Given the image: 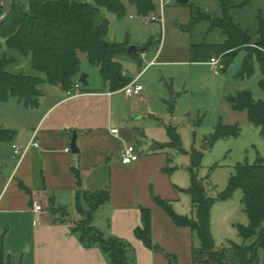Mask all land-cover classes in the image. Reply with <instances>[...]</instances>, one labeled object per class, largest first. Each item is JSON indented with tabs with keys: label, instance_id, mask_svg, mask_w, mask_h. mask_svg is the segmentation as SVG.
I'll return each instance as SVG.
<instances>
[{
	"label": "crops",
	"instance_id": "0c3cea01",
	"mask_svg": "<svg viewBox=\"0 0 264 264\" xmlns=\"http://www.w3.org/2000/svg\"><path fill=\"white\" fill-rule=\"evenodd\" d=\"M162 45L136 76L123 72L129 83L137 80L141 85L154 67L175 63L160 60ZM137 58L141 62L140 54ZM102 80L98 87L88 75L81 96L71 99L61 87L46 85L33 108L19 99L0 100V129L10 133L0 140V264H112L98 244L81 239V215L75 206L79 189L110 192V199L95 212L93 225L105 237L128 245L132 264H169L164 253L151 250L135 235L143 226L142 208L151 210L154 243L175 255L179 264H205L193 260L191 229L177 226L157 203V198L170 202L175 212L174 205L180 209L183 204L185 210L188 195L193 209L187 192L191 184L174 178L172 148H155L170 142L168 128H177L157 118L160 112L149 87L128 97L124 87L113 89ZM74 133L79 154L66 151ZM33 138L39 147H31L24 158L14 154L13 144L25 149ZM129 145L139 159L123 164L121 154ZM38 205L42 210L35 212ZM261 257L264 264V252Z\"/></svg>",
	"mask_w": 264,
	"mask_h": 264
},
{
	"label": "trees",
	"instance_id": "16d2710c",
	"mask_svg": "<svg viewBox=\"0 0 264 264\" xmlns=\"http://www.w3.org/2000/svg\"><path fill=\"white\" fill-rule=\"evenodd\" d=\"M222 16L212 17L197 10L191 16V22L182 29L190 28L207 19L210 29H220L226 37L222 44H191L192 62L207 63L214 57L226 58L224 68L238 51L245 49L248 54L242 66V75H251L255 60L264 75V16L258 17L259 28L256 37L237 24L230 11L236 7L235 0H217ZM126 2L138 16L147 18L156 11L155 0H12L8 19L0 24V100L10 98L25 101L33 100L36 106L44 96L45 84L61 87L68 91L81 74L80 54L87 56L91 64L98 67L102 78L113 89L129 84V78L123 75L122 67L116 58L127 55L126 43L106 40L109 22L101 18V10L123 18L127 13ZM250 1L247 0L244 5ZM2 11H0V17ZM145 49L143 50V52ZM30 61L35 75L14 73L9 70L21 59ZM260 86L264 89V79ZM233 107L247 110L249 121L261 129L264 137V102L255 101L252 94L243 91L238 94ZM170 142L158 143L155 148L180 150L181 137L175 128H168ZM237 126H219L213 138L237 135ZM9 131L0 129V140L9 137ZM199 158L198 155L195 156ZM197 160L195 164H197ZM240 190L242 204L249 218V225H239L242 243H230L218 248L211 231V211L215 200L208 196L206 187L194 174L187 192L192 197L195 219L177 214L170 202L157 198V203L172 217L179 227L190 228L200 239L201 247L193 249L195 263L205 264H262L261 251H264V159L254 165H239L230 178L227 189L220 194V200H227ZM110 199L108 190L82 191L76 193V210L81 215L78 230L83 242L98 244L108 255L112 264H132L129 258V246L115 237H105L93 225L98 208ZM143 226L135 230L136 237L153 251L164 253L169 264H177L175 255L165 252L152 238L151 210L142 208Z\"/></svg>",
	"mask_w": 264,
	"mask_h": 264
},
{
	"label": "rangeland",
	"instance_id": "374dc122",
	"mask_svg": "<svg viewBox=\"0 0 264 264\" xmlns=\"http://www.w3.org/2000/svg\"><path fill=\"white\" fill-rule=\"evenodd\" d=\"M165 1L164 27L160 23V0H155L157 8L153 16L157 21L151 24L138 16L128 2L127 13L123 18L101 10V18L109 22L106 40L126 43L128 48L135 45L141 52L145 49L148 57L143 59L140 54L141 62L128 53L116 58L122 65V71L130 78L148 65L161 43V49L165 46L163 58L160 60L169 58L175 63L154 67L141 80V85L149 87L148 90L156 98L153 106L160 112L157 117L160 122L168 127H176L181 137L180 150L169 151L174 161L173 166H177L174 178L177 181L184 179L186 186H190L195 174L206 187L208 196L215 200L211 211V231L218 248L226 247L230 243H242L237 227L249 225V218L242 204L243 194L238 190L227 200H220L219 196L227 189L229 180L239 165H254L260 158L264 159V137L261 129L250 123L247 110H236L233 107L236 97L243 91L250 92L255 101L264 102V89L260 86L264 75L256 60L253 73L250 76L242 75V66L248 54L245 49L238 51L226 68V58L222 59L217 72L206 63L190 62L191 44H222L226 39L220 29H210L207 19L194 24L189 32L182 29L190 24L191 16L197 10L213 18L221 17L219 2L189 0L188 4L180 5L179 0ZM249 1L244 5L247 0H235L236 7L230 11V15L252 37H256L258 17L260 14L264 16V0ZM89 2L92 3V0ZM195 14L198 15L197 12ZM80 62L81 74L89 75L91 81L99 87L103 80L98 67L91 64L83 53L80 54ZM9 70L26 75L36 74L30 61L24 59ZM77 81L79 82V78ZM46 85L48 84L42 86V90ZM81 86L85 87L84 84ZM11 101H18V98L13 97ZM22 102L27 106L25 101ZM27 107L36 106L30 104ZM221 125L237 126L239 133L214 139L213 135ZM184 197L188 202L186 209L183 210V204L180 209L174 205V209L179 214L184 212L185 216L195 219L196 214L189 206L190 198L188 195ZM193 235V247L199 249L200 239L197 234Z\"/></svg>",
	"mask_w": 264,
	"mask_h": 264
},
{
	"label": "built area",
	"instance_id": "2783aa9c",
	"mask_svg": "<svg viewBox=\"0 0 264 264\" xmlns=\"http://www.w3.org/2000/svg\"><path fill=\"white\" fill-rule=\"evenodd\" d=\"M160 2H161V11H162V14L160 17V23L163 25L164 24V12L163 11H164V8H165V5L167 4V2L165 0H160ZM143 19L145 20V22L147 24H151V22H153L155 20L157 21V19L154 16H150V17L143 18ZM140 54H141L142 58H144L146 56V53H144V52H142ZM221 60H222V57H220V58L214 57L208 62V64H210L213 67H221ZM80 89H81V83H79V82L75 83L72 86V88L66 92L67 97L69 99H71V98L81 96ZM123 90L128 97H137V96L141 95V93L144 91V86L140 85L138 83V81L135 80V81L130 82L126 87H124ZM112 133L114 135H118L119 131L117 129H114V130H112ZM12 147H13V151H14L15 155H19V156H21V158H24L31 147H39V144L33 138L31 143L25 149H23L22 146H20L18 144H13ZM66 151L70 152L71 149L67 148ZM121 158H122L123 164H131L133 162H136L139 159V155L136 153L135 147L132 145H129L122 152ZM41 210H42L41 205L34 207L35 212H39Z\"/></svg>",
	"mask_w": 264,
	"mask_h": 264
},
{
	"label": "water",
	"instance_id": "95a60500",
	"mask_svg": "<svg viewBox=\"0 0 264 264\" xmlns=\"http://www.w3.org/2000/svg\"><path fill=\"white\" fill-rule=\"evenodd\" d=\"M189 3V0H179L178 4L180 5H186ZM11 7H12V0H0V11H2V16L0 17V24H2L3 22H5L10 13H11ZM141 50L138 49L135 45H131L128 48L127 53L131 56H135L138 57L140 54ZM79 83L81 84H86L87 83V75L82 73L79 77ZM33 100H28V103H32ZM71 151L73 154H79L80 153V149L77 145V134L74 133L72 142H71Z\"/></svg>",
	"mask_w": 264,
	"mask_h": 264
}]
</instances>
